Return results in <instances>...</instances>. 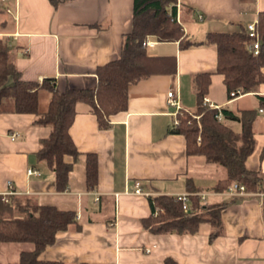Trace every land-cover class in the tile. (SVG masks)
Masks as SVG:
<instances>
[{"label": "crops", "instance_id": "obj_1", "mask_svg": "<svg viewBox=\"0 0 264 264\" xmlns=\"http://www.w3.org/2000/svg\"><path fill=\"white\" fill-rule=\"evenodd\" d=\"M176 14L186 39L151 42L146 53L173 56L171 73L153 74L127 88L126 107L110 115L105 128L97 125L90 107L73 106L68 134L78 151L71 157L67 185L57 191L52 172L35 151L48 125L31 123L30 113L0 112V194H25L39 204L74 211V221L58 232L40 258L84 264H264V83L254 92L227 96L222 76L214 72L215 49L205 44L207 33H231L254 23L264 12V0H175ZM132 0H62L52 8L47 0H0V41L9 48L8 60L23 81L52 79L55 91L89 88L95 68L118 56L120 39L131 30ZM209 73L205 94L210 104L233 112L255 108L254 146L244 166L255 171L261 189L230 195L212 186L224 169L199 154H185L181 134L169 125L171 107L165 93L172 91L182 110L195 105L193 77ZM262 72V71H261ZM12 79L7 78L6 84ZM49 93L36 91L37 112L47 107ZM224 122L234 131L239 124ZM14 133V137H10ZM86 152L96 156V180L87 189ZM27 169L32 172L27 173ZM187 179L193 190L186 188ZM137 181L150 196L186 192L201 204L225 202L220 211V233L209 239L210 225L200 221L193 233H155L141 227L150 212L147 195L131 190ZM0 244V263L17 259L29 246ZM144 248H148L145 251Z\"/></svg>", "mask_w": 264, "mask_h": 264}, {"label": "trees", "instance_id": "obj_2", "mask_svg": "<svg viewBox=\"0 0 264 264\" xmlns=\"http://www.w3.org/2000/svg\"><path fill=\"white\" fill-rule=\"evenodd\" d=\"M47 1L52 8L62 2ZM254 26L259 43L255 55L248 49L250 39L245 27L231 33L205 35L204 43L215 49L214 72L222 76L227 96L236 90L240 94L254 92L259 84L264 83V72L260 70L264 67V12L257 13ZM146 36H152L157 42H176L180 49L192 45L182 31L175 0H132L131 30L121 36L118 56L95 68L92 87L65 88L61 93L55 91L52 79H42L40 83L20 80L8 60L7 44L0 41V112L30 113L33 115L31 123L49 126L47 135L39 140L35 157L52 172L55 190L61 191L67 185L70 163L63 160V155L74 157L78 153L68 134L74 104L82 102L90 107L97 125L105 128L110 115L125 109L129 85L153 74L173 72V56L146 53L142 47ZM8 77L12 79L11 84H6ZM208 79L209 73L206 72L194 75V108L177 115L178 123L171 130L182 135L185 154L202 155L224 169V177L212 186L214 191L226 189L231 182L242 184L245 192L258 191L261 189L259 176L246 169L243 163L254 146L252 123L256 109L233 112L219 107L221 119L217 120L214 116L216 109L201 105ZM38 89L49 93L43 113L37 112ZM261 104L264 101L259 102ZM226 119L238 122V131L232 130L224 122ZM84 170L86 188L92 189L96 180L94 152L85 153ZM186 184L188 190H193L188 179ZM148 200L150 212L140 219L144 229L155 233H193L200 221H207L209 239L220 233V211L225 202L201 204L196 195H191L187 211H182L179 202L170 195L148 196ZM155 208L162 211L153 214ZM74 214L72 210L39 204L25 194H6L5 200L0 194V244H30L29 248L18 251L15 261L0 264H84L40 258L43 250L55 241L56 234L74 221ZM162 264L176 263L167 257Z\"/></svg>", "mask_w": 264, "mask_h": 264}, {"label": "built area", "instance_id": "obj_3", "mask_svg": "<svg viewBox=\"0 0 264 264\" xmlns=\"http://www.w3.org/2000/svg\"><path fill=\"white\" fill-rule=\"evenodd\" d=\"M245 32H246V35L248 36V38L250 39L248 49L252 52L253 55H255V54H257V51L259 50V43H258V38H257V34L255 31L254 23L247 24L245 26ZM151 45H152V42L147 37H145V39L142 42V47L146 48V47H150ZM260 70L262 72H264V67H262ZM38 82L40 83V81H38ZM239 94L240 93L236 90L235 92H229L228 97L232 98V97L239 95ZM165 98H166V105L168 107L172 108V110L170 112L171 119H170L169 125L171 127H174L178 123L177 115L181 114V112H189V111H185V110L181 109L178 98L172 91H170V90L167 91L165 93ZM201 105L205 106V107H211V108L216 109L217 112L214 114V116L217 120L221 119L219 111H218L219 107L216 105L210 104L205 96H203L201 98ZM258 111H264V108L260 107V108H258ZM193 117L197 118V115H193ZM10 137L11 138L14 137V133L11 134ZM196 140H198V137H196ZM30 172H32V171L30 169H27V173H30ZM225 190L230 195H241V194L245 193L243 185L240 183H237V182H231L226 187ZM131 192L135 193V194H143V195L150 196L149 192L143 191L140 188V185L137 181H135L133 183V188H132ZM6 194H8V193H2L3 200H5ZM258 194L261 198L262 203L264 204V192H259ZM188 196H189V194L186 192H177V193L172 194V197L174 198V200L179 202L180 208L182 211H187V209H188V204H187ZM158 211L161 212L162 209L155 208V209H153L152 213L156 214V212H158ZM144 250L148 251V248H144Z\"/></svg>", "mask_w": 264, "mask_h": 264}, {"label": "rangeland", "instance_id": "obj_4", "mask_svg": "<svg viewBox=\"0 0 264 264\" xmlns=\"http://www.w3.org/2000/svg\"><path fill=\"white\" fill-rule=\"evenodd\" d=\"M12 244H15V246H23V247H25V246H29L30 244L28 243V242H22V243H19V242H13Z\"/></svg>", "mask_w": 264, "mask_h": 264}]
</instances>
